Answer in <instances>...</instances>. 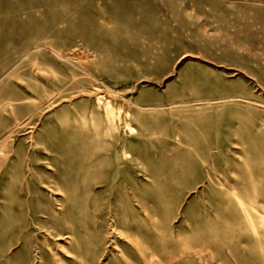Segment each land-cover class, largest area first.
<instances>
[{
    "label": "rangeland",
    "instance_id": "374dc122",
    "mask_svg": "<svg viewBox=\"0 0 264 264\" xmlns=\"http://www.w3.org/2000/svg\"><path fill=\"white\" fill-rule=\"evenodd\" d=\"M0 264H264V0H0Z\"/></svg>",
    "mask_w": 264,
    "mask_h": 264
}]
</instances>
